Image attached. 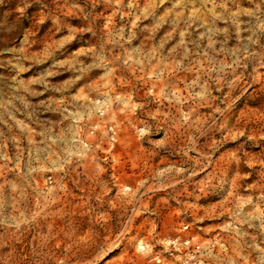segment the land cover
<instances>
[{
  "label": "rangeland",
  "instance_id": "1",
  "mask_svg": "<svg viewBox=\"0 0 264 264\" xmlns=\"http://www.w3.org/2000/svg\"><path fill=\"white\" fill-rule=\"evenodd\" d=\"M8 41L0 264H264V0H0Z\"/></svg>",
  "mask_w": 264,
  "mask_h": 264
},
{
  "label": "built area",
  "instance_id": "2",
  "mask_svg": "<svg viewBox=\"0 0 264 264\" xmlns=\"http://www.w3.org/2000/svg\"><path fill=\"white\" fill-rule=\"evenodd\" d=\"M112 131V138L115 139L116 131L114 130V127H111ZM188 226L186 227V229ZM174 249L184 251V254L188 261L198 259L200 255H202V244L199 241H195L193 237H187L182 240H175L172 242ZM158 263H162V258L155 257ZM198 262H201L199 260Z\"/></svg>",
  "mask_w": 264,
  "mask_h": 264
},
{
  "label": "trees",
  "instance_id": "3",
  "mask_svg": "<svg viewBox=\"0 0 264 264\" xmlns=\"http://www.w3.org/2000/svg\"><path fill=\"white\" fill-rule=\"evenodd\" d=\"M18 40H19V38H18ZM11 44V41H8L7 43L5 42H0V46H8V45H10Z\"/></svg>",
  "mask_w": 264,
  "mask_h": 264
}]
</instances>
